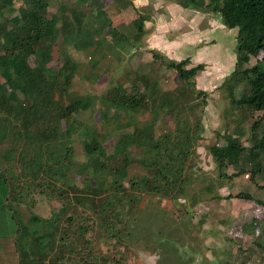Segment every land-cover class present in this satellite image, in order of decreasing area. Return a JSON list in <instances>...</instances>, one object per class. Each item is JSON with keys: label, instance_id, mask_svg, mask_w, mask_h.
<instances>
[{"label": "rangeland", "instance_id": "1", "mask_svg": "<svg viewBox=\"0 0 264 264\" xmlns=\"http://www.w3.org/2000/svg\"><path fill=\"white\" fill-rule=\"evenodd\" d=\"M101 1V9L91 0H48L47 6L48 17L70 9L80 13L89 31L68 34V44L59 33L45 64L51 75L65 60L73 65L63 70L69 72L68 91L86 96L87 108L65 122L51 118L49 125L57 133L48 140L38 135L43 119L28 127L32 134L25 138L17 120H2L6 111L0 109V174L17 183L12 203L22 220L28 212L41 219L36 227L44 232L37 245L42 260L57 256L59 264H264V171L258 170L264 166V152L247 151L250 155L242 163L220 170L209 152L211 146L224 145L227 135L250 146L254 139L249 125L264 116V110L250 117L253 112L232 108L225 91L223 82L234 68L236 27L226 28L215 13L197 9L189 29L177 24L168 29L166 23L181 19L171 10L152 9L157 0H134L132 8ZM19 4L14 2L7 16ZM138 12L147 19L144 33L134 38L131 20ZM161 21L159 38H167V30L177 36L195 31L190 32V46L183 45L184 53L168 58L188 57L187 68L204 64L193 82L205 95L177 97L180 83L174 70L151 58L150 36L158 33L152 30ZM111 27L120 32L115 41L108 32ZM84 37L88 46H82ZM260 57H252L248 65ZM139 75L169 94L162 108L155 101L150 109L130 113L100 103L107 89L128 88ZM243 87V81L236 84L235 98ZM132 124L143 136L127 147L129 160L118 186L86 156L83 138L98 136L104 153L111 154L120 134L134 132ZM65 127H71L68 134ZM260 132L259 126L255 137ZM31 158L32 167L34 159L43 161L34 176L29 173ZM96 182L102 183L99 194L83 191ZM238 192L250 198L235 196ZM69 216L73 223L68 228Z\"/></svg>", "mask_w": 264, "mask_h": 264}, {"label": "trees", "instance_id": "2", "mask_svg": "<svg viewBox=\"0 0 264 264\" xmlns=\"http://www.w3.org/2000/svg\"><path fill=\"white\" fill-rule=\"evenodd\" d=\"M19 1L20 4L15 13L8 15L6 10H10L13 3ZM95 7L101 9V0H91ZM117 7H131V0H112ZM182 7L211 11L218 17V21L226 28L236 27L235 34V60L231 74L224 80L225 91L232 108L245 109L247 113L253 112L250 117H255V112L264 110V0H173ZM48 0H0V109L6 111L2 120H17L16 124L23 127L24 137L27 133L31 135L28 127L39 119H43L41 132L38 134L43 140H48L55 135L54 126L49 125L51 118L56 121L65 122L78 110H84L89 105L88 98L82 95L69 94L68 85L69 72L63 71L74 69L65 60L53 75L48 73L45 64L51 58V49L56 42L58 34L62 36V43L68 44L67 35L73 33H89L84 30L80 13L70 9L61 15L51 14L47 16ZM147 17L138 12L137 16L131 20L135 28L134 38L141 36L145 29L144 21ZM104 21L109 23L107 18ZM59 22V25L57 23ZM113 40H117L120 32L115 27L109 31ZM82 46H88L89 40L83 39ZM151 58L156 60L165 69H173L180 85L175 87L177 97L188 98L192 94L198 96L206 93L202 90L194 89L193 77L203 70L204 64L197 63L186 67L189 64L188 57L181 60H173L161 54L159 51L149 49ZM261 53L260 62L256 61L248 65L252 57ZM31 58V63L29 62ZM139 81V86L137 82ZM245 83L238 98L234 97L233 90L239 82ZM156 81H150L148 77L139 75L134 77L130 87L124 88L115 85L107 89L101 96L100 103L105 107L123 109L133 113L150 109L155 101L159 107H163L168 102ZM193 97V96H192ZM169 104V103H168ZM246 113L245 116L248 114ZM248 115V116H249ZM134 123V121H133ZM133 133L120 134L112 146L111 154H105L98 136L88 135L83 138L82 148L86 156L93 163H96L98 170H106L112 177V183H118V179L124 174L128 164L127 147L133 142L137 144L139 138L143 136L142 129L133 125ZM261 127L260 136L255 137V130ZM253 143L250 146L242 143L238 136L227 135L224 145H214L209 149L210 155L218 170L226 164L242 163L250 154L247 151L255 149L264 152V116L259 115L249 125ZM71 127H65L66 134ZM63 131V132H64ZM57 133V131H56ZM30 142V141H29ZM67 149H69L67 147ZM67 152V151H66ZM106 158L107 160H103ZM34 159V165L29 173L33 176L39 170L40 165ZM113 165H110V163ZM258 170L264 171V166ZM257 170V169H256ZM157 172V170H156ZM17 183L6 180L0 174V246L5 250V254L15 255L14 264H59L57 256L42 260L43 253L38 252L37 245L43 238L44 232L39 233L37 225L41 219L28 212L26 221L22 220V215L13 206L15 199L12 193L15 192ZM83 191L92 195L99 194L102 183H95V186L85 185ZM72 191H76L73 187ZM82 191V189H79ZM237 197L249 199L246 193L238 192ZM89 201L92 197L86 196ZM16 201V200H15ZM20 202V201H19ZM73 223L70 216L66 219V226ZM32 225L34 227H32ZM3 235V237H1ZM9 236V237H8ZM63 239V237H59ZM28 244V246H27ZM32 244V245H31ZM26 245V248H25ZM10 251H7V249ZM32 249V258L28 251ZM58 252L61 248L58 247ZM9 264V263H6Z\"/></svg>", "mask_w": 264, "mask_h": 264}, {"label": "crops", "instance_id": "3", "mask_svg": "<svg viewBox=\"0 0 264 264\" xmlns=\"http://www.w3.org/2000/svg\"><path fill=\"white\" fill-rule=\"evenodd\" d=\"M131 2L134 5L135 1L131 0ZM157 3H159V5ZM152 4H154V5H151L152 9L162 8L165 10L166 9L171 10L173 13H175V15L179 19H181V21L179 22L178 20L174 18L169 23H166L164 26L169 25L168 29H170V25H175V24H177V26L188 25V29L190 28L189 25H191L192 23V17L194 18V15H195V13H192V12L193 10H196V9H192L189 7H182L181 5L175 3L173 0H157V1H153ZM163 23L165 22H162L161 26L158 23L157 26L154 27L155 29L152 30V32L154 31L156 33L158 31V33L156 35L153 34L150 36V39L152 40L150 44V48L157 50L159 52H162L167 57L177 58L180 53L181 54L184 53V52L182 53L181 51L183 49V45L185 46V44H187L188 47L190 46L191 39H192L190 38V32L193 30L183 32L182 34H179L178 36L175 33H171L169 30H167V32L169 33L168 37L166 38L164 36V38H159L161 35V30H162L161 28H162ZM149 26H150L149 28V31H150L152 25L150 24ZM1 237H3V235ZM25 248H26V245H25ZM10 249L8 248L7 251H10ZM0 250H5V249L2 246H0ZM28 253H29V256L32 258V249H30ZM14 262H15V255H13V253L12 255L10 254L6 255L4 251L0 252V264H6V263L14 264Z\"/></svg>", "mask_w": 264, "mask_h": 264}]
</instances>
